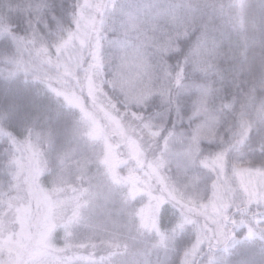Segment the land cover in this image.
<instances>
[{
    "label": "snow or ice",
    "instance_id": "1",
    "mask_svg": "<svg viewBox=\"0 0 264 264\" xmlns=\"http://www.w3.org/2000/svg\"><path fill=\"white\" fill-rule=\"evenodd\" d=\"M258 7L0 0V264H264Z\"/></svg>",
    "mask_w": 264,
    "mask_h": 264
},
{
    "label": "trees",
    "instance_id": "2",
    "mask_svg": "<svg viewBox=\"0 0 264 264\" xmlns=\"http://www.w3.org/2000/svg\"><path fill=\"white\" fill-rule=\"evenodd\" d=\"M53 3H57V2H60V0H52ZM64 2H67V0H64ZM246 3H251L253 5V10L256 11L257 13L259 12V5L264 2V0H245ZM251 27V25H250ZM164 257V253L161 251L158 255H153L151 257V259L155 262L157 261L158 259H163ZM232 258L234 260L236 259H241V258H244L243 257V253H233V256ZM257 261H259L261 258L259 256L256 257Z\"/></svg>",
    "mask_w": 264,
    "mask_h": 264
}]
</instances>
